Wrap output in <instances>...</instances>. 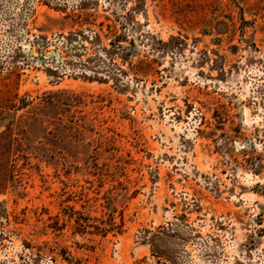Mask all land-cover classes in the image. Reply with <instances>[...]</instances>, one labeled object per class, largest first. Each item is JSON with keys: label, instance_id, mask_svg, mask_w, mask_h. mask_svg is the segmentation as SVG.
Listing matches in <instances>:
<instances>
[{"label": "rangeland", "instance_id": "rangeland-1", "mask_svg": "<svg viewBox=\"0 0 264 264\" xmlns=\"http://www.w3.org/2000/svg\"><path fill=\"white\" fill-rule=\"evenodd\" d=\"M0 264H264V0H0Z\"/></svg>", "mask_w": 264, "mask_h": 264}]
</instances>
